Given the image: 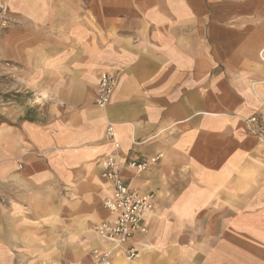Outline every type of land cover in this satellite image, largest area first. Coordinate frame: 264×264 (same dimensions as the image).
Returning a JSON list of instances; mask_svg holds the SVG:
<instances>
[{"label":"crops","instance_id":"obj_1","mask_svg":"<svg viewBox=\"0 0 264 264\" xmlns=\"http://www.w3.org/2000/svg\"><path fill=\"white\" fill-rule=\"evenodd\" d=\"M0 70L23 94L1 110L0 264H264V144L243 123L264 113V0H0ZM109 122L123 179L154 193L119 246L94 230Z\"/></svg>","mask_w":264,"mask_h":264},{"label":"built area","instance_id":"obj_2","mask_svg":"<svg viewBox=\"0 0 264 264\" xmlns=\"http://www.w3.org/2000/svg\"><path fill=\"white\" fill-rule=\"evenodd\" d=\"M117 85V77L109 72L99 75V82L94 96L97 106L105 107L111 101ZM247 132L264 144V113L243 118ZM105 137L111 142L113 151L105 155L100 161V176L111 187V196L103 200V207L112 215L108 221L94 226L98 236L111 242L114 246L128 242L135 232H145L144 215L153 207L154 193H139L131 189L121 174V156L118 152L119 143L115 138L113 123L109 122L105 128ZM161 154L143 161H129L128 166L137 171L144 170L148 164L155 162ZM139 252L134 247L126 249V258L133 260ZM92 264H112L110 251L91 252Z\"/></svg>","mask_w":264,"mask_h":264},{"label":"rangeland","instance_id":"obj_3","mask_svg":"<svg viewBox=\"0 0 264 264\" xmlns=\"http://www.w3.org/2000/svg\"><path fill=\"white\" fill-rule=\"evenodd\" d=\"M13 79L14 78L12 77L11 78L2 77V74L0 72V120L2 119L1 110L3 106L6 104V98L8 97L9 99L16 100L20 98V95H23L21 93H17L18 87L15 84H13ZM14 83H16V80H14ZM26 96L28 95L26 94Z\"/></svg>","mask_w":264,"mask_h":264}]
</instances>
